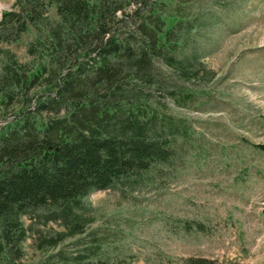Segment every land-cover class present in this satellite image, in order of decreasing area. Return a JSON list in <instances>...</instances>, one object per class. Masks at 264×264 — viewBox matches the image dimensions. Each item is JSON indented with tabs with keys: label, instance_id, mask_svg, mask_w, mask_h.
<instances>
[{
	"label": "trees",
	"instance_id": "16d2710c",
	"mask_svg": "<svg viewBox=\"0 0 264 264\" xmlns=\"http://www.w3.org/2000/svg\"><path fill=\"white\" fill-rule=\"evenodd\" d=\"M189 1L13 0L1 12L0 42L32 37L27 62L0 49V264H123L100 227L86 230L96 218L83 198L142 180L185 135L165 99L189 103L182 81L212 77L185 50L208 23ZM47 223L58 229L41 232ZM26 238L51 251L25 262Z\"/></svg>",
	"mask_w": 264,
	"mask_h": 264
},
{
	"label": "rangeland",
	"instance_id": "374dc122",
	"mask_svg": "<svg viewBox=\"0 0 264 264\" xmlns=\"http://www.w3.org/2000/svg\"><path fill=\"white\" fill-rule=\"evenodd\" d=\"M12 3L0 0V15ZM185 8L208 20L185 50H194L193 65L203 66L199 75L210 70L212 77L182 81L195 93L189 103L165 99L185 126L168 163L140 181L83 198L96 218L86 230L100 227L123 264H179L189 256L264 264V0H191ZM31 34L0 42V49L27 62ZM155 66L174 80V69ZM21 247L27 263L51 251L35 250L30 238Z\"/></svg>",
	"mask_w": 264,
	"mask_h": 264
}]
</instances>
